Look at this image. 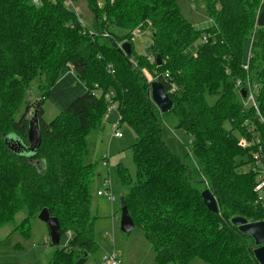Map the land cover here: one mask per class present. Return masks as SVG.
Masks as SVG:
<instances>
[{
  "label": "trees",
  "instance_id": "1",
  "mask_svg": "<svg viewBox=\"0 0 264 264\" xmlns=\"http://www.w3.org/2000/svg\"><path fill=\"white\" fill-rule=\"evenodd\" d=\"M37 1L0 0V228L22 212L13 232L28 237L30 221L46 209L59 224L60 239L70 234L47 264H87L97 219L92 185L99 172L98 161L85 163V157L88 137L103 128L102 95L112 92L119 125L135 135V173L117 165L116 175L155 264H259L251 237L231 219L264 220L252 161L258 147L264 152V26H255L264 0H200L211 21L202 30L183 19L177 0H85L94 17L89 28L65 5L77 0ZM137 30L151 34L141 55L133 46ZM197 41L202 43L190 55ZM124 43L130 44V59L120 50ZM237 81L254 87L257 111L243 106L245 89L239 93ZM152 82L163 85L172 101L166 114L192 140L193 166L162 138ZM34 87L38 97L30 101ZM47 101L58 110L49 122L43 120ZM34 112L41 132L37 153L10 151L5 141L11 138L28 145ZM240 138L259 144L243 149ZM204 190L215 198L217 213L204 206Z\"/></svg>",
  "mask_w": 264,
  "mask_h": 264
},
{
  "label": "rangeland",
  "instance_id": "2",
  "mask_svg": "<svg viewBox=\"0 0 264 264\" xmlns=\"http://www.w3.org/2000/svg\"><path fill=\"white\" fill-rule=\"evenodd\" d=\"M201 1L177 0V6L183 19L198 30L211 25L204 4ZM65 5L78 17L83 26L89 28L93 24L94 17L87 8L85 0L66 1ZM150 42V31L137 30L133 33V46L136 54H143L144 48ZM201 43V41H197L192 45L189 54L194 55L197 46ZM249 48L250 43H244L243 53L245 55L249 52ZM144 75L146 76V73ZM35 89L36 87L28 94V100L33 101L38 97ZM43 109V120L45 122L51 121L58 113L56 107L48 101L44 103ZM161 115V134L166 146L175 155L193 166L190 157L191 138L184 131L175 128L177 119L172 114L161 113ZM110 116L111 119H106L108 123L104 122L106 120L103 118L104 126L102 129L95 131L88 137V155L85 157V163L98 161V170H96L99 172V177L94 179L92 185L91 212L97 219L94 222L91 236L92 250H94L88 256L87 264H100L103 258L109 254H115L123 264H155L154 253L143 238L141 230L136 227L132 231L124 233L119 227L121 216L119 199L125 193V188L118 181L116 167L120 165L131 176L135 173L130 150L135 135L127 125L123 124L117 127L121 137H113L117 121L115 113ZM103 157L107 159V167L102 165L105 162L101 161ZM248 168L247 166L244 170L247 171ZM97 187L100 191L107 190L109 194L115 197V201L110 203L111 201L98 197L95 191ZM24 217V214L19 212L12 223L0 228V263L47 264L56 248L50 244L48 228L35 218L29 223L30 236L24 237L13 232L14 227ZM68 240L69 235L66 234L60 239L59 246L63 247ZM190 264L205 263L199 259H193Z\"/></svg>",
  "mask_w": 264,
  "mask_h": 264
},
{
  "label": "water",
  "instance_id": "3",
  "mask_svg": "<svg viewBox=\"0 0 264 264\" xmlns=\"http://www.w3.org/2000/svg\"><path fill=\"white\" fill-rule=\"evenodd\" d=\"M257 26L259 28L264 26V7L260 12L257 19ZM120 50L123 54L130 59L132 57L130 51V44L124 43ZM157 65L160 64L159 56L156 57ZM150 100L156 106L160 113H167L172 107V101L169 99L168 94L164 91L163 85L159 82H152L149 89ZM242 97H245V91L241 90ZM28 145L25 146L15 139L6 140L5 143L10 151L18 154L34 155L37 153L41 144V132L39 126V119L36 112L32 114L28 121L27 131ZM201 198L204 206L212 213L218 212V207L215 198L208 190L201 193ZM121 216L119 220L120 230L128 233L134 229V224L129 216L128 210L124 203V198L119 199ZM37 219L44 223L49 231L50 244L54 247L59 246L60 242V228L57 220L52 218L46 209L40 211ZM231 224L245 235L251 237L254 249L252 250L253 256L259 264H264V220L259 222H248L242 217H235L231 219Z\"/></svg>",
  "mask_w": 264,
  "mask_h": 264
},
{
  "label": "built area",
  "instance_id": "4",
  "mask_svg": "<svg viewBox=\"0 0 264 264\" xmlns=\"http://www.w3.org/2000/svg\"><path fill=\"white\" fill-rule=\"evenodd\" d=\"M32 3L34 5H37L38 1L32 0ZM260 12H261V10L257 14V18H256V22H255L256 27H257V19H258ZM202 41L205 42V38H203ZM243 68L247 69V66H243ZM236 87H237L238 91H239V89L243 88V87H241V83L239 81L236 82ZM243 89H245V92H246V96L244 98V101H242L243 106L244 107L252 106L257 111L256 103H255L254 96H253L254 87L251 86L250 83L246 82V88H243ZM239 93H240V91H239ZM93 95L96 98L101 97V93L99 91H94ZM102 96H103L104 101L107 103L106 112L104 115V120H106L111 113L116 114L117 123L115 126V131L113 133V137L120 138L121 133L117 131V127L119 126L120 117L117 113V104L115 102H113V100H112L114 95L112 92H108V93L103 94ZM258 144H259L258 139H252L251 142H249L245 138H240L238 140V146L243 148V149L248 148L250 145L257 146ZM263 159H264V152L261 149V147H258L257 151L252 154V161L254 163L253 171L257 175V177H256L257 180H256V184L253 188V192L255 194L256 203L261 204V205H264V160ZM101 161H105L102 163V165L107 167L108 163H107L106 157H103L101 159ZM97 195L105 198L108 201H114L115 200L114 196L109 194L107 192V190L98 191ZM68 235H70V234L68 233ZM100 264H123V262L115 254H109L103 258V260L101 261Z\"/></svg>",
  "mask_w": 264,
  "mask_h": 264
},
{
  "label": "crops",
  "instance_id": "5",
  "mask_svg": "<svg viewBox=\"0 0 264 264\" xmlns=\"http://www.w3.org/2000/svg\"><path fill=\"white\" fill-rule=\"evenodd\" d=\"M257 27H258V26H257ZM146 78H147V80L150 82V77L147 76V74H146ZM111 114H113V113H111ZM111 114H110V115H111ZM104 115H105V114H104ZM110 115H109L108 118H107L108 120L111 119V118H110V117H111ZM115 116H116V114H115ZM103 118H104V116H103ZM108 120H106V121H104V122H107ZM116 120H117V116H116ZM107 123H108V122H107ZM103 126H104V125H103ZM100 165H101V164H100ZM98 191H100V190H99V188L97 187V188H96V195H97V192H98ZM97 196H98V195H97ZM98 197H100V196H98ZM114 198H115V197H114ZM107 201H108V200H107ZM114 201H115V200H114ZM114 201H111L110 203H112V202H114ZM69 238H70V235H69ZM68 241H69V240H68Z\"/></svg>",
  "mask_w": 264,
  "mask_h": 264
}]
</instances>
